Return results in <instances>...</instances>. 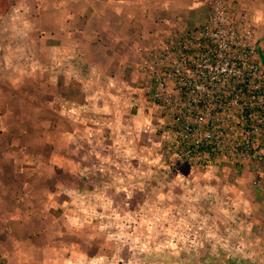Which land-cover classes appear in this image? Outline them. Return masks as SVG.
<instances>
[{"label":"rangeland","instance_id":"rangeland-1","mask_svg":"<svg viewBox=\"0 0 264 264\" xmlns=\"http://www.w3.org/2000/svg\"><path fill=\"white\" fill-rule=\"evenodd\" d=\"M82 3L0 0V182L9 178V194L26 195V181L47 179L56 197L46 199L45 209L53 202L61 206L60 226L70 227L73 217L77 221L72 234L61 237L77 250V260L70 264H264V207L253 203L262 190L248 181L247 169L228 164L218 171L176 166L170 171L154 164L150 170L145 165L137 169L130 160L125 171L114 165L100 171L88 170V165H101L104 157L116 162L117 155H88L85 148L83 154L69 155L68 144L53 153L57 126L69 129L71 107L59 108L67 114L59 125L53 102L64 98L63 93L68 97L69 91L59 86L70 81L71 70L76 75L69 38L77 28L67 23L71 13L86 18ZM54 156L72 162L71 172L52 170ZM42 186L35 185L30 194L39 196ZM48 212L52 216L56 211ZM51 222L42 218L40 234ZM15 224L9 221V227ZM19 227L24 235L9 232V250L18 240L30 242L39 233L35 218ZM47 238L48 231L37 241L46 244Z\"/></svg>","mask_w":264,"mask_h":264},{"label":"crops","instance_id":"crops-1","mask_svg":"<svg viewBox=\"0 0 264 264\" xmlns=\"http://www.w3.org/2000/svg\"><path fill=\"white\" fill-rule=\"evenodd\" d=\"M78 1L85 5L81 15H86V18L71 13V20L67 23L70 29L77 28L69 38L73 50L69 53V59H76L71 64L77 65V71L76 75L71 72L73 70L68 72L70 81L67 83L65 80L59 86L61 91H69L68 97L63 93L64 98L53 102L55 121L59 125L67 115L59 108L62 105L71 107L66 116L69 129L63 130L62 126H57L53 153L63 151L68 144L66 153L69 155L83 154L82 149L85 148L88 155L116 154L118 157L116 162L109 159L107 161L104 157L101 165H88V170H111L114 165L119 171H125L130 160L137 169L145 165L152 170L154 164H161L166 168L162 152L164 139L158 135L157 130L159 116L155 115L157 110L148 100L144 76L138 67L144 54L159 48L170 34L185 32L201 25L208 16L210 0ZM233 1L238 12L245 14L254 25L260 61L264 64V0ZM74 18H79L82 23L72 20ZM65 56L68 54L63 57ZM154 121L157 123L156 129ZM145 158L148 159L147 162L143 161ZM53 160L51 169L56 173L71 172L72 162H66L63 157L58 156H54ZM176 167L182 169L180 165ZM226 167L227 165H218L210 169L218 171L219 168ZM80 168L86 170L87 166ZM169 170L175 171L177 168L171 165ZM247 171L245 174H249L248 181L258 192L262 190V197L255 195L253 203L264 207V170L262 174ZM46 180L38 178L26 181L25 187L29 186V189H23L29 192L26 195H10L9 178L1 180L0 255L5 260H2L4 264H70L77 260L74 243L61 241L65 232H72V225H76L77 221L73 217L70 227L60 226L59 221L64 214L60 211L61 206L57 208L55 202L49 209L56 212L49 215V209H45L43 203L46 199L54 201L56 196ZM117 181V186H121L123 182L120 179ZM173 182L182 184L183 181L173 179ZM40 184L43 185L41 188L45 189L44 192L39 196L31 195L30 190L35 185L40 187ZM47 187L51 188L47 190ZM68 201H62V204L65 205ZM31 202L34 204L32 210ZM58 214L60 217L57 219ZM262 216L264 220V214ZM45 217L51 218L54 223L51 222L47 229V243L40 245L37 240L41 241L47 233L45 231L40 234L43 231L42 218L45 220ZM33 218L37 219L39 233L30 242L18 240L9 250V232L24 235L19 226ZM10 220L19 226L15 224L9 227Z\"/></svg>","mask_w":264,"mask_h":264},{"label":"built area","instance_id":"built-area-1","mask_svg":"<svg viewBox=\"0 0 264 264\" xmlns=\"http://www.w3.org/2000/svg\"><path fill=\"white\" fill-rule=\"evenodd\" d=\"M255 28L233 0L144 54L139 71L159 114L167 168L264 170V64ZM255 185H258L254 182Z\"/></svg>","mask_w":264,"mask_h":264},{"label":"trees","instance_id":"trees-1","mask_svg":"<svg viewBox=\"0 0 264 264\" xmlns=\"http://www.w3.org/2000/svg\"><path fill=\"white\" fill-rule=\"evenodd\" d=\"M181 167L191 168V167H189V166H181Z\"/></svg>","mask_w":264,"mask_h":264}]
</instances>
